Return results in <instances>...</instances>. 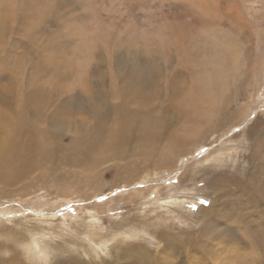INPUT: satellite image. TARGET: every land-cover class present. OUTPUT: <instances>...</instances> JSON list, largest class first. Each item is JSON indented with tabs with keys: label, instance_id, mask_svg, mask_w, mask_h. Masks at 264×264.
Here are the masks:
<instances>
[{
	"label": "rangeland",
	"instance_id": "obj_1",
	"mask_svg": "<svg viewBox=\"0 0 264 264\" xmlns=\"http://www.w3.org/2000/svg\"><path fill=\"white\" fill-rule=\"evenodd\" d=\"M0 264H264V0H0Z\"/></svg>",
	"mask_w": 264,
	"mask_h": 264
},
{
	"label": "bare ground",
	"instance_id": "obj_2",
	"mask_svg": "<svg viewBox=\"0 0 264 264\" xmlns=\"http://www.w3.org/2000/svg\"><path fill=\"white\" fill-rule=\"evenodd\" d=\"M183 28V27H182ZM177 28H175V32L183 37H189L192 36V38L194 39H199V37L197 36V33H194L192 31H185L180 29L179 31L177 30ZM212 35V34H211ZM200 36V35H199ZM215 37L211 38V49H210V57H212V62L213 63H217V64H221L222 61H224L223 59H226L227 57H231L235 55L234 49L231 47V45L226 44L224 47H222V49H219V47L215 46L217 41L214 40ZM215 46V47H214ZM212 55V56H211ZM226 57V58H224ZM224 69L221 70L218 74V68L216 69H210L207 70L205 72H201V77L202 78H208L209 79V84H204V88H203V95L206 96L209 105H212L214 102L217 101L216 99V95H215V81L216 84L221 86V81H222V73H223ZM195 91H192L191 93H194ZM198 93H201V89L200 87L197 89ZM191 104L194 105L195 104V100L194 98H191ZM214 105V104H213Z\"/></svg>",
	"mask_w": 264,
	"mask_h": 264
}]
</instances>
